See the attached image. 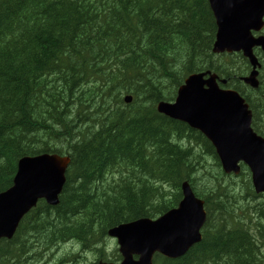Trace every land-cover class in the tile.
I'll return each mask as SVG.
<instances>
[{
    "label": "trees",
    "instance_id": "1",
    "mask_svg": "<svg viewBox=\"0 0 264 264\" xmlns=\"http://www.w3.org/2000/svg\"><path fill=\"white\" fill-rule=\"evenodd\" d=\"M92 1L0 0V190L11 184L17 160L25 155L49 150L70 156L57 205L40 200L24 215L12 238L0 240V264H85L71 249L58 251L65 243L107 258V229L140 217L155 218L175 206L183 178L204 200L202 239L180 258L156 254L153 264H264V248H257L254 237L264 242V199L250 201L248 196L255 194L249 181L243 187L246 197L237 191V182L222 172L212 145L199 132L156 110L157 102L174 99L189 74L211 68L245 97L253 129L264 137V75L254 93L239 80L249 70L241 55L212 53L216 26L207 0ZM156 13H165L166 23ZM126 94L133 95L130 103L122 99ZM190 136L197 141L194 148L183 144ZM109 258L118 260L119 255Z\"/></svg>",
    "mask_w": 264,
    "mask_h": 264
},
{
    "label": "water",
    "instance_id": "2",
    "mask_svg": "<svg viewBox=\"0 0 264 264\" xmlns=\"http://www.w3.org/2000/svg\"><path fill=\"white\" fill-rule=\"evenodd\" d=\"M209 3L218 27L214 49H242L255 68L257 59L251 48L257 44L264 50V36L254 38L250 31L263 26L264 0ZM255 74L253 69L244 81L255 86ZM203 83L209 88L203 89ZM129 100L125 97V101ZM158 110L200 128L215 146L224 171L238 172L237 162L242 160L252 171L256 191H264V139L249 127L247 105L235 92L218 90L213 75L205 81L200 74L192 75L175 103L162 104ZM68 163L66 156L47 153L18 161L12 185L0 193V237L13 234L19 219L37 198L44 197L50 204L58 201ZM181 188L183 197L178 205L157 218H140L108 230L109 235L117 238L123 257L120 264H152L154 253L178 258L201 240L200 229L206 219L203 201L195 197L187 183ZM134 254L138 255L136 259Z\"/></svg>",
    "mask_w": 264,
    "mask_h": 264
},
{
    "label": "bare ground",
    "instance_id": "3",
    "mask_svg": "<svg viewBox=\"0 0 264 264\" xmlns=\"http://www.w3.org/2000/svg\"><path fill=\"white\" fill-rule=\"evenodd\" d=\"M27 1H28V0H27ZM91 1H92V0H91ZM105 1H106V0H105ZM178 1H179V0H178ZM180 1H181V0H180ZM92 2H93V1H92ZM101 2L104 3L103 1H101ZM126 2H127V1H126ZM169 2H171V1H169ZM30 3H31V2H30ZM102 3H101V4H102ZM110 3H111V2H110ZM158 3L161 4L160 2H158ZM174 3H176V2H174ZM93 4H94V2H93ZM101 4L99 3V5H101ZM164 4H165V3H164ZM164 4H163V5H164ZM179 4H180V2H179ZM179 4H178V5H179ZM183 4H184V3H183ZM105 5H106V4H105ZM105 5H104V6H105ZM154 5H156V4H154ZM172 5H173V2H172ZM172 5H171V6H172ZM30 6H31V5H30ZM93 6H95V5H93ZM93 6H92V7H93ZM101 6H102V5H101ZM150 6H151V4H150ZM157 6H158V5H157ZM96 7H97V5H96ZM105 7H106V6H105ZM158 7H159V6H158ZM162 7H163V6H162ZM165 7H166V6H165ZM183 7H184V6H183ZM94 8H95V7H94ZM129 8H130V7H129ZM134 8H135V7H134ZM156 8H157V7H155V9H156ZM170 8H171V7H170ZM180 8H181V7H180ZM31 9H32V8H31ZM95 9H97V8H95ZM106 9H107V8H106ZM106 9L103 10V8H102L101 12H102V11H105ZM151 9H152V8H151ZM168 9H169V8H168ZM171 9H172V8H171ZM174 9H175V8H174ZM182 9H183V8H182ZM184 9H185V8H184ZM184 9H183V10H184ZM159 10H160V9H159ZM159 10H157V11H159ZM169 10H170V9H169ZM177 10H178V9H177ZM177 10H175V12H176ZM187 10H188V9H187ZM135 11H136V10H135ZM147 11H148V10H147ZM147 11H144V12L147 13ZM151 11H152V10H151ZM160 11H161V10H160ZM180 11H181V10H180ZM92 12H93V9H92ZM130 12H131V11H130ZM154 12H155V11H154ZM169 12H170V11H169ZM178 12H179V11H178ZM178 12H176V13H178ZM183 12H185V11H183ZM187 12L190 13V11H187ZM104 13H105V12H104ZM148 13H149L150 16L153 15V14H152V15L150 14V13H151V12H150V9H149ZM148 13H147V14H148ZM167 13H168V12H167ZM167 13H166V14H167ZM173 13H174V12H173ZM101 14H102V13H101ZM108 14H109V13H108ZM113 14H116V13L113 12ZM117 14H118V13H117ZM117 14H116V17H119ZM156 14H157V13H156ZM159 14H160V13H159ZM164 14H165V13H164ZM164 14H160L159 17H158V14H157L156 16H157L158 20H160V19L163 20V19H164V17H163ZM183 14H185V13H183ZM186 14H187V13H186ZM186 14H185V15H186ZM102 15H103V14H102ZM104 15H105V14H104ZM174 15H176V14L174 13ZM180 15H182L181 12H180ZM185 15H184V16H185ZM111 16H112V15H111ZM139 16H140V15H139ZM154 16H155V15H154ZM156 16H155V17H156ZM169 16H170V15H169ZM169 16H168V17H169ZM172 16H173V14H172ZM177 16H178V15H177ZM179 17H180V16H179ZM179 17H178V19L180 20ZM185 17H186V16H185ZM103 18L106 19V18H108V17L105 18V17L103 16ZM109 18H110V17H109ZM142 18H143V15H142ZM153 18H154V17H153ZM170 18H171V16H170ZM175 18H176V17H175ZM181 18H182V17H181ZM42 19H43V18H42ZM95 19H96V18H95ZM99 19H100V17H99ZM101 19H102V18H101ZM104 19H103V20H104ZM110 19H113V18H110ZM173 19H174V18H173ZM124 20H125V19H124ZM151 20H152V17H151ZM154 20H155V19H154ZM162 20H161V22L159 21L161 24L163 23ZM165 20H166V17H165ZM165 20H163V21L165 22ZM176 20H177V19H175V21H176ZM101 21H102V20H101ZM105 21H106V20H105ZM105 21H104V22H105ZM152 21H153V20H152ZM168 21H170V20H168ZM171 21H172V20H171ZM171 21H170V22H171ZM180 21H182V20H180ZM180 21H179V22H180ZM99 22H100V21H99ZM102 22H103V21H102ZM134 22H136V21L134 20ZM149 22H150V21H149ZM170 22H169V23H170ZM172 22H173V21H172ZM177 22H178V20H177ZM177 22H175V24H178ZM191 22H193V21H191ZM115 23H117V22H115ZM165 23H166V22H165ZM101 24H102V23H101ZM101 24H99V25H101ZM104 24H105V23H104ZM150 24H151V23H150ZM153 24H154V26H155V23H153ZM156 24H157V23H156ZM158 24H159V23H158ZM170 24H171V23H170ZM173 24H174V22H173ZM173 24H171V25H173ZM110 25H111V24H110ZM117 25H118V24H117ZM125 25H126V24H125ZM125 25H124V26H125ZM167 25H168V24H167ZM179 25H180V23H179ZM102 26H103V25H102ZM128 26H129V25H128ZM158 26H159V25H158ZM176 26H177V25H176ZM36 27H37V26H36ZM167 27H168V26H167ZM103 28H104V26H103ZM125 28H126V27H125ZM110 29H111V27H110ZM122 29H123V28H122ZM122 29H120V30L122 31ZM168 29H169V28H168ZM106 30H107V29H106ZM124 30H126V29H124ZM150 30H151V29H150ZM161 30H162V29H161ZM161 30H160V31H161ZM164 30L166 31L167 28L164 29ZM101 31H102V30H101ZM121 31H120V33H121ZM125 32H126V31H125ZM154 32H156V31H154ZM97 33H98V32H97ZM97 33H96V34H97ZM118 33H119V31H118ZM127 33H128V32H127ZM127 33H126V34H127ZM158 33H159V32H158ZM121 34H122V33H121ZM145 34H146V33H145ZM152 34H153V33H152ZM162 34H164V33L162 32ZM175 34H176V33H175ZM122 35H123V34H122ZM148 35H149V34H148ZM153 35H154V34H153ZM96 36H97V35H96ZM128 36H129V35H128ZM150 36H151V35H149V37H150ZM162 36H163V35H162ZM168 36H169V35H168ZM100 37H101V36H100ZM125 37H126V36H125ZM136 37H137V36H136ZM84 38H85V37H84ZM102 38H103V37H102ZM141 38H142V37H141ZM155 38H156V37H155ZM172 38H173V37H172ZM172 38H171V39H172ZM151 39H152V38H151ZM156 39H158V38H156ZM105 40H106V42L108 41L107 39H105ZM131 40H132V39H131ZM153 40H155V39H153ZM80 41H82V40H80ZM84 41H85V39H84ZM163 41H164V40H163ZM163 41H162V42H163ZM170 41L173 42L172 40H170ZM182 41H185V39L182 40ZM216 41H217V35H216V32H215V39H214V42H213V45H212V49H211V51H212L213 54H215V53H214V47H215V45H216ZM46 42H47V41H46ZM82 42H83V41H82ZM111 42H112V41H111ZM111 42H110V40H109V42L107 43V45H108L109 43L111 44ZM143 42H145V41L143 40ZM171 42H170V43H171ZM84 43H85V42H84ZM115 43H116V42H115ZM150 43H151V42H150ZM150 43H149V44H150ZM82 44H83V43H82ZM105 44H106V43H105ZM110 44H109V46H110ZM112 44H113V43H112ZM117 44H119V43H116V45H117ZM120 44H122V43H120ZM140 44H142V43H140ZM144 44H145V43H144ZM166 44H167V43H166ZM116 45H115V46H116ZM142 45H143V44H142ZM150 45H152V44H150ZM155 45H156V44H155ZM155 45H154V47H155ZM81 46H82V45H81ZM85 46H86V45H85ZM105 46H106V45H105ZM109 46H108V48H109ZM117 46H118V45H117ZM121 46H122V45H121ZM139 46H140V45H139ZM165 46H166V45H165ZM173 46H174V45H173ZM177 46H178V45H177ZM179 46H180V45H179ZM179 46H178V47H179ZM140 47H141V46H140ZM174 47H176V46H174ZM174 47H173V48H174ZM178 47H177V48H178ZM83 48H84V46H83ZM85 48H86V47H85ZM111 48H112V47H111ZM111 48H110V51H113L112 49H113L114 47H113L112 49H111ZM119 48H121V47H119ZM119 48H118V49H119ZM138 48H139V47H138ZM157 48H158V47H157ZM164 48H167V47H164ZM168 48H169V47H168ZM118 49H116V50H118ZM147 49H148V48H147ZM159 49H160V48H159ZM96 50H97V49H96ZM116 50H115V52H116ZM119 50H120V49H119ZM123 50H124V49H123ZM137 50H138V49H137ZM157 50H158V49H157ZM178 50H179V49H178ZM59 51H60V50H59ZM63 51H64V49H63ZM106 51H107V50H106ZM108 51H109V50H108ZM120 51H121V50H120ZM149 51H150V50H149ZM154 51H155V50H154ZM159 51H160V50H159ZM170 51H171V49H170ZM64 52H65V51H64ZM64 52H63V53H64ZM117 52H118V51H117ZM142 52H143V51H142ZM152 52H153V51H152ZM157 52H158V51H157ZM167 52H168V51L166 50L165 53H167ZM58 53H59V52H58ZM66 53H67V52H65L64 54H66ZM84 53H85V52H84ZM108 53H109V52H108ZM122 53H123V51H122ZM132 53H133V52H132ZM165 53H164V54H165ZM56 54H57V53H56ZM109 54H110V53H109ZM113 54H114V53H113ZM149 54H150V53H149ZM158 54H159V53H158ZM162 54H163V53H162ZM179 54H180V53H179ZM58 55H59V54H58ZM115 55H116V54H115ZM115 55H114V56H115ZM131 55H132V54H131ZM160 55H161V54H160ZM166 55H167V54H166ZM169 55H170V54H169ZM197 55H198V54H197ZM52 56H53V55H52ZM68 56H69V55H68ZM72 56H73V55H72ZM110 56H111V55H110ZM112 56H113V55H112ZM161 56H162V55H161ZM167 56H168V55H167ZM167 56H165V57L167 58ZM171 56H172V55H171ZM198 56H199V55H198ZM57 57H58V56H57ZM155 57H156V55H155ZM165 57H164L163 59H165ZM196 57H197V56H196ZM60 58H61V57H60ZM65 58H67V57H65ZM79 58H80V57H79ZM106 58H108V57L106 56ZM109 58H112V57H109ZM113 58H114V57H113ZM129 58H131V57H129ZM129 58H128V60H129ZM144 58H145V57H144ZM152 58H153V57H152ZM160 58H161V57H160ZM168 58L170 59L171 57L169 56ZM178 58H179V57H178ZM81 59H82V58H81ZM96 59H97V58H96ZM101 59H102V58H101ZM131 59H132V58H131ZM155 59H156V58H155ZM155 59H153V60H155ZM48 60H50V57H49ZM66 60H67V59H66ZM75 60H76V59H74V61H75ZM120 60H121V59H120ZM153 60H152V61H153ZM99 61H100V60H99ZM101 61H102V60H101ZM104 61H105V60H104ZM104 61H102V62H104ZM109 61H110V60H109ZM111 61H112V60H111ZM122 61H123V60H122ZM146 61H147V60H146ZM152 61H151V62H152ZM116 62H117V57H116ZM119 62H120V61H119ZM155 62H156V61H155ZM158 62H159V61H158ZM169 62H170V61H168V63H169ZM178 62H179V61H178ZM178 62H177V63H178ZM51 63H52V62H51ZM72 63H74V62H72ZM72 63H71V64H72ZM95 63H96V62H95ZM100 63H101V62H100ZM100 63L98 62V64H100ZM132 63H134V62H132ZM160 63H161V62H160ZM166 63H167V62H166ZM175 63H176V61H175ZM62 64H63V63H62ZM74 64H75V63H74ZM96 64H97V63H96ZM117 64H119V63H117ZM149 64H151V66H152V63H149ZM153 64H154V62H153ZM179 64H181V63H179ZM133 65H134V64H133ZM154 65L156 66V64H154ZM158 65H159V64H158ZM137 66H138V65H137ZM140 66H141V65H140ZM74 67H75V66H74ZM74 67H73V68H74ZM94 67H97V66H94ZM100 67H101V65H100ZM135 67H136V66H135ZM145 67H146V66H145ZM147 67H148V66H147ZM180 67H181V66H180ZM182 67H183V64H182ZM182 67H181V68H182ZM63 68H64V67H63ZM71 68H72V67H71ZM122 68H123V66H122ZM128 68H129V67H128ZM131 68H132V67H131ZM133 68H134V67H133ZM141 68H142V67H141ZM150 68H151V67H150ZM153 68H154L153 70H155V67H154V66H153ZM181 68H180V69H181ZM135 69H136V68H135ZM156 69H157V68H156ZM56 70H57V69H56ZM59 70H60V68H59ZM61 70H62V69H61ZM125 70H126V69H125ZM141 70L143 71V68H142ZM144 70H145V69H144ZM146 70H149V69L146 68ZM173 70H174V69H173ZM70 71H71V70H70ZM129 71L132 72V70H129ZM157 71H158V69H157ZM93 72H94V71H93ZM149 72H150V71H149ZM149 72H148V73H149ZM151 72H152V71H151ZM160 72H161V70H160ZM160 72H159V73H160ZM57 73H58V72H57ZM61 73H62V72H61ZM68 73H69V72H68ZM68 73H67V74H68ZM70 73H71V72H70ZM96 73H97V72H96ZM99 73H100V72H99ZM99 73H98V74H99ZM107 73H109V72H107ZM142 73H144V72H142ZM171 73H172V72H171ZM58 74H59V73H58ZM65 74H66V73H65ZM73 74H74V72H73ZM75 74H76V73H75ZM77 74L79 75V73H77ZM91 74H92V73H91ZM98 74H97V75H98ZM150 74H151V73H150ZM193 74H194V73L189 74V75L183 80L182 84H181V85L177 88V90H176V95H175V97L179 95L180 90L182 89L183 86L186 85L187 80H188ZM51 75H52V74H51ZM60 75H61V74H60ZM69 75H70V74H69ZM95 75H96V74H95ZM95 75H94V76H95ZM144 75H145V73H144ZM151 75H153V74H151ZM151 75H148V76H151ZM48 76H49V75H48ZM48 76H47V77H48ZM54 76H55V75H54ZM56 76H57V75H56ZM56 76H55V77H56ZM61 76H62V75H61ZM73 76H74V75H73ZM75 76H76V75H75ZM146 76H147V75H146ZM174 76H175V75H174ZM59 77H60V76H59ZM79 77H80V76H79ZM152 77H153V76H152ZM159 77H160V76H159ZM175 77H176V76H175ZM28 78H29V77H28ZM45 78H46V77H45ZM66 78H68V77L65 76V79H66ZM94 78H95V77H94ZM145 78H146V77H145ZM153 78H154V77H153ZM171 78H172V76H171ZM47 79H49V77H48ZM47 79H46V81H47ZM56 79H58V76L56 77ZM62 79H63V78H62ZM150 79H151V77H150ZM155 79H156V77H155ZM155 79H154V80H155ZM173 79L175 80L174 77L172 78V80H173ZM43 80H44V79H43ZM51 80H52V79H51ZM51 80L49 79L50 82L53 81V80H52V81H51ZM54 80H55V79H54ZM60 80H61V79H60ZM90 80H91V79H90ZM96 80H97V79H96ZM156 80H157V79H156ZM172 80H171V81H172ZM174 80H173V81H174ZM34 81H35V80H34ZM44 81H45V80H44ZM68 81H69V80H68ZM70 81H71V80H70ZM78 81H79V80H78ZM92 81H93V78H92ZM146 81H148V80H146ZM157 81H158V80H157ZM157 81H156V82H157ZM160 81H161V80H160ZM169 81H170V80H169ZM263 81H264V80H263ZM32 82H33V81H32ZM55 82H56V81H55ZM55 82H53V85H52V86H54ZM89 82H90V81H89ZM149 82H151V81L149 80ZM33 83H34V82H33ZM40 83H41V82H40ZM58 83H59V82H58ZM62 83H63V82H62ZM70 83H71V82H70ZM153 83H154V81H153ZM160 83H161V82H160ZM165 83H166V82H165ZM170 83H171V82H170ZM173 83H174V82H173ZM37 84H38V83H37ZM47 84H48V83H47ZM47 84H44V85L47 86ZM49 84H50V83H49ZM51 84H52V83H51ZM56 84H57V83H56ZM72 84H73V83H72ZM83 84H84V83H83ZM86 84H87V83H86ZM147 84H149V83H147ZM156 84H157V83H156ZM42 85H43V83H42ZM44 85H43V86H44ZM89 85H90V84H89ZM149 85H150V84H149ZM161 85H162V84H161ZM35 86H36V85H35ZM38 86H39V85H38ZM57 86H58V85H57ZM62 86H63V85H62ZM66 86H67V85H66ZM73 86H74V85H73ZM81 86H82V85H81ZM84 86H85V85H84ZM86 86H87V85H86ZM153 86H154V85H153ZM163 86H164V85H163ZM165 86H166V84H165ZM170 86H171V85H170ZM173 86H174V85H172L171 87H173ZM29 87H31V86H29ZM36 87H37V86H36ZM91 87H92V85H91ZM158 87H159V85H158ZM171 87H170V88H171ZM174 87H175V86H174ZM51 88H52V87H51ZM51 88H50V90H51ZM92 88H93V87H92ZM143 88H144V87H143ZM150 88H151V86H150ZM159 88H160V87H159ZM164 88H166V87H164ZM170 88H168V90H169ZM36 89H37V88H36ZM38 89H40V88H38ZM46 89H47V88H46ZM46 89H45V90H46ZM52 89H53V88H52ZM82 89H83V88H82ZM261 89H262V88H261ZM43 90H44V89H43ZM54 90H55V89H54ZM65 90H66V89H65ZM77 90H78V89H77ZM146 90H148V89H146ZM158 90H159V89H158ZM166 90H167V89H166ZM27 91H28V90H27ZM46 91H47V90H46ZM81 91H82V90H81ZM154 91H155V90H154ZM160 91H161V90H160ZM28 92H29V91H28ZM94 92H95V91H94ZM125 92H126V91H125ZM130 92H131V91H130ZM144 92H145V91H144ZM149 92H151V90H150ZM152 92H153V90H152ZM155 92H156V91H155ZM167 92H168V91H167ZM30 93H31V92H30ZM43 93H44V92H43ZM72 93H73V92H72ZM75 93H76V92H75ZM128 93H129V92H128ZM142 93H143V92H142ZM11 94H12V93H11ZM41 94H42V93H41ZM60 94H61V93H60ZM148 94H149V93H148ZM156 94H157V93H156ZM160 94H161V93H160ZM26 95H27V94H26ZM29 95H30V94H29ZM29 95H28V98H29ZM42 95H43V94H42ZM77 95H78V94H77ZM143 95H144V94H143ZM149 95H150V94H149ZM152 95H153V94H152ZM152 95H150V97H151ZM167 95H168V94H167ZM30 96H31V95H30ZM71 96H72V94H71ZM74 96H75V95H74ZM123 96H124V95H123ZM128 96H133V95L126 94L125 97H128ZM156 96H157V95H156ZM161 96H163V95H161ZM144 97H145V95H144ZM175 97H174V98H175ZM42 98H43V96H42ZM70 98H71V97H70ZM75 98H76V97H75ZM75 98L72 99V101L75 100ZM141 98H142V97H140V99H141ZM151 98H152V97H151ZM155 98H157V97H155ZM158 98H159V97H158ZM160 98H161V97H160ZM65 99H66V97H65ZM142 99H143V98H142ZM34 100H35V99H34ZM45 100H47V99H45ZM62 100H63V99H62ZM92 100H93V99H92ZM28 101H29V99H28ZM32 101H33V100H32ZM64 101H65V100H64ZM152 101H153V99H152ZM152 101H151V102H152ZM59 102H60V101H59ZM59 102H58V104H59ZM170 102H171V101H163V100L157 102V104H156V110H157V112L160 113V111L158 110V107H159V106H161L162 104H170ZM262 102H263V101H262ZM262 102H260V103H262ZM69 103H70V102H69ZM69 103H68V104H69ZM73 103H74V102H73ZM144 103H145V102H144ZM100 104H102V103H100ZM146 104H147V103H146ZM146 104H145V105H146ZM150 104H151V103H150ZM83 105H84V104H83ZM136 105H137V104H136ZM143 105H144V104H143ZM151 105H152V104H151ZM66 106L68 107L69 105H66ZM69 107H70V106H69ZM72 107H73V106H72ZM97 107H98V106H97ZM100 107H101V106H100ZM100 107H99V108H100ZM119 107H120V106H119ZM133 107H134V106H133ZM145 107H146V106H145ZM147 107H149V104H148ZM102 108H103V105H102ZM102 108H101V109H102ZM152 108H153V107H152ZM60 109H61V108H60ZM136 109H137V108H136ZM147 109H148V108H147ZM263 109H264V108H263ZM77 110H78V109H77ZM89 110H91V109H89ZM99 110H100V109H98V111H99ZM133 110H134V109H133ZM52 111H53V110H52ZM79 111H80V110H79ZM79 111H78V113H79ZM98 111H97V112H98ZM135 111H136V110H135ZM60 112H61V111H60ZM75 112H76V111H75ZM88 112H90V111H88ZM154 112H155V111H154ZM154 112H153V113H154ZM95 113H96V112H95ZM103 113H104V112H103ZM146 113H147V111H146ZM75 114H76V113H75ZM129 114H130V113H129ZM160 114H161V113H160ZM58 115H59V114H58ZM58 115H57V116H58ZM80 115H81V114H80ZM90 115H91V114H90ZM101 115H102V114H101ZM119 115H120V114H119ZM153 115H154V114H153ZM57 116H56V117H57ZM73 116H74V115H73ZM77 116H78V115H77ZM129 116L132 117L131 115H129ZM150 116H151V115H150ZM65 117L68 118L67 115H66ZM79 117H80V116H79ZM99 117H100V116H99ZM109 117H110V116H109ZM127 117H128V116H127ZM151 117H152V116H151ZM82 118H83V117H82ZM111 118H113V117H111ZM111 118H110V119H111ZM80 119H81V118H80ZM80 119H79V121H80ZM116 119H117V118H116ZM153 119H154V118H153ZM66 120H67V119H66ZM82 120H83V119H82ZM105 120H106V119H105ZM108 120H109V119H108ZM108 120H107V121H108ZM114 120H115V118H114ZM57 121H58V120H57ZM69 121H70V120H69ZM71 121H72V120H71ZM71 121H70V122H71ZM74 121H75V120H74ZM79 121H78V122H79ZM112 121H113V120H112ZM148 121H149V120H148ZM177 121H180V122L186 124V125H187L188 127H190L191 129H194V130H195V127H194L193 125L189 124L188 122H186L185 120H181V119H180V120H177ZM67 122H68V121H67ZM122 122H123V121H122ZM57 123H58V122H57ZM73 123H74V122H73ZM83 123H84V122H83ZM88 123H89V122H88ZM102 123H103V122H102ZM114 123H115V122H114ZM129 123H130V122H129ZM81 124H82V123H81ZM100 124H101V122H100ZM109 124H110V123H109ZM111 124H112V123H111ZM75 125H76V124H75ZM124 125H125V123H124ZM126 125H127V124H126ZM126 125H125V127H126ZM81 126H82V125H81ZM86 126L88 127V125H86ZM92 126H93V125H92ZM100 126H101V125H100ZM100 126H99V127H100ZM103 126L105 127L104 124H103ZM117 126H118V124H117ZM119 126H120V125H119ZM159 126H160V125H159ZM76 127H77V126H76ZM101 127H102V126H101ZM108 127H109V126H108ZM154 127H155V126H154ZM110 128H111V127H110ZM123 128H124V127H123ZM126 128H127V127H126ZM157 128H158V127H157ZM6 129H7V128H6ZM72 129H74V128H72ZM72 129H71V130H72ZM104 129H106V128H104ZM113 129H114V128H113ZM113 129H112V131H113ZM180 129H181V128H180ZM71 130H70V131H71ZM116 130H117V129H116ZM118 130H119V129H118ZM96 131H97V130H96ZM102 131H103V130H102ZM102 131H101V132H102ZM120 131H121V129H120ZM162 131H163V130H162ZM180 131L183 133L185 130H184V131L180 130ZM80 132H81V131H80ZM178 132H179V131H178ZM181 132H180V133H181ZM66 133H67V132H66ZM76 133H77V132H76ZM103 133H104V132H103ZM110 133H111V131H110ZM120 133H121V132H120ZM184 133H185V132H184ZM86 134H87V133H86ZM104 134H106V133H104ZM107 134H108V133H107ZM115 134H116V133H115ZM118 134H119V133H118ZM126 134H127V133H126ZM129 134H130V133H129ZM186 134H187V133H186ZM76 135H77V134H76ZM101 135H102V133H101ZM112 135H113V134H112ZM180 135H181V134H180ZM191 135H193V134H191ZM97 136H98V135H97ZM102 136H103V135H102ZM110 136H111V134H110ZM116 136H117V135H116ZM123 136H125V134H124ZM126 136H127V135H126ZM187 136H188V135H187ZM148 137H149V136H148ZM181 137H182V136H181ZM184 137H186V136H184ZM188 137H189V136H188ZM188 137H187V138H188ZM193 137H194V136H193ZM193 137L190 136V138H189L188 140L186 139L187 141L185 140V142H184L183 144H186V145H188V146H192V143H193V144H196L197 141H195L196 139L193 138ZM95 138H96V137H95ZM124 138H125V137H124ZM173 138H174V137H173ZM60 139H61V137H60ZM83 139H85V138H83ZM126 139H127V138H126ZM172 140H173V139H172ZM69 141H70V140H69ZM133 142H134V141H133ZM176 142H177V141H176ZM172 143H174V142H172ZM154 144H155V143H154ZM175 144H176V143H175ZM153 146H154V145H153ZM156 147H157V145H156ZM156 147H155V148H156ZM161 147H162V146H161ZM71 150H72V149H71ZM160 150H161V149H160ZM202 154H203V153H202ZM137 156H138V155H137ZM144 156H146V155H144ZM188 156H189V155H188ZM23 157H24V156H23ZM23 157H21V158H23ZM118 158H119V157H118ZM152 159H153V158H152ZM195 159H196V158H195ZM153 160H154V159H153ZM153 160H152V161H153ZM191 162H192V161H191ZM148 163H150V162H148ZM189 163H190V162H189ZM140 164H141V163H140ZM153 164H154V163H153ZM192 164H193V162H192ZM194 165H195V164H194ZM196 165H198V164H196ZM115 167H116V166H115ZM115 167H114V168H115ZM133 167H134V166H133ZM119 169H120V168H119ZM185 169H186V168H185ZM121 170H122V169H121ZM156 170H157V169H156ZM101 172H102V171H101ZM137 173H138V171H137ZM189 173H190V172H189ZM189 173H188V174H189ZM144 175H145V174H144ZM172 175H173V174H172ZM97 176H98V175H97ZM153 178H154V177H153ZM178 178H179V177H178ZM132 179H133V178H132ZM151 179H152V178H151ZM183 179H184V178H183ZM155 181H157V180H155ZM117 182H118V181H117ZM119 182H120V181H119ZM119 182H118V183H119ZM137 183H138V182H137ZM137 183H136V184H137ZM170 185H171V184H170ZM62 188H63V187H62ZM119 191H120V190H119ZM103 197H104V196H103ZM214 199H215V198H214ZM208 200H209V199H208ZM226 200H227V199H226ZM231 200H232V199H231ZM233 201H234V200H233ZM233 201H232V202H233ZM251 201H252V200H251ZM233 203H234V202H233ZM217 208H218V207H217ZM221 210H222V209H221ZM215 215H216V214H215ZM215 217H216V216H215ZM219 221H220V220H219ZM204 226H205V225H204ZM222 230H224V229H222ZM222 234H223V233H222ZM248 234H249V233H248ZM251 235H252V234H251ZM86 236H87V235H86ZM247 237H248V236H247ZM228 238H229V237H228ZM248 238H249V237H248ZM248 238H247V239H248ZM244 239H245V238H244ZM247 239H246V240H247ZM44 240H45V239H44ZM250 240H251V239H250ZM253 240H254V239H253ZM244 241H245V240H244ZM247 243H248V241H247ZM250 243H251V242H250ZM249 245H250V244H249ZM256 246H258V245H256ZM224 254H225V253H224ZM213 264H214V263H213Z\"/></svg>",
    "mask_w": 264,
    "mask_h": 264
},
{
    "label": "rangeland",
    "instance_id": "4",
    "mask_svg": "<svg viewBox=\"0 0 264 264\" xmlns=\"http://www.w3.org/2000/svg\"><path fill=\"white\" fill-rule=\"evenodd\" d=\"M185 145H186V144H185ZM194 145H195V144L192 143V146H191V147L194 148ZM113 245H114V241H113L112 239L107 240V250H108V251L112 250V246H113ZM73 247H74V246H73ZM66 248H68V246H66V247H65V246H61L60 248H58V251H59V250H64V249H66ZM76 251H80L79 248H75V249H74V252L76 253ZM56 252H57V251H56ZM85 255H86L88 258H90V255H88V254H85Z\"/></svg>",
    "mask_w": 264,
    "mask_h": 264
},
{
    "label": "flooded vegetation",
    "instance_id": "5",
    "mask_svg": "<svg viewBox=\"0 0 264 264\" xmlns=\"http://www.w3.org/2000/svg\"><path fill=\"white\" fill-rule=\"evenodd\" d=\"M259 245V244H258Z\"/></svg>",
    "mask_w": 264,
    "mask_h": 264
}]
</instances>
